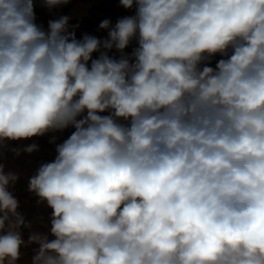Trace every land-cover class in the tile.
<instances>
[{
    "label": "clouds",
    "instance_id": "clouds-1",
    "mask_svg": "<svg viewBox=\"0 0 264 264\" xmlns=\"http://www.w3.org/2000/svg\"><path fill=\"white\" fill-rule=\"evenodd\" d=\"M35 6L0 0V264H264V0H120L133 15L79 39ZM69 128L25 240L2 149Z\"/></svg>",
    "mask_w": 264,
    "mask_h": 264
},
{
    "label": "rangeland",
    "instance_id": "rangeland-1",
    "mask_svg": "<svg viewBox=\"0 0 264 264\" xmlns=\"http://www.w3.org/2000/svg\"><path fill=\"white\" fill-rule=\"evenodd\" d=\"M35 5L37 23L45 30H47L49 20L58 19L60 16H68L70 18L69 31H74L78 39L84 33L106 38L107 31L99 28V24L104 19H109L114 25L119 18L134 14L132 10H126L121 7L120 0H71L69 4L57 7L51 11L43 7L40 0H35ZM131 50L132 48L129 47L125 51L130 54ZM112 54L119 56V53L114 52ZM221 58L219 55L214 57L211 66L214 67L215 63ZM106 114L102 113L101 115ZM73 130L69 128L62 134L49 133L43 137H34L32 140L22 142H6L2 149L7 169L19 173L20 176L18 182L10 190L20 203L18 211L24 216L26 224H30V227H22L20 229L25 240H27L31 232L47 233L50 229L49 216L51 214V209L44 204H38L37 197L27 190L28 179L34 174L40 163L54 159L56 145L49 142L50 138L56 135L58 137L56 143H61ZM33 142L40 146V151L31 155L21 154L16 157L9 150L14 147H23ZM32 247H36V245L22 249L21 260L18 264H28Z\"/></svg>",
    "mask_w": 264,
    "mask_h": 264
}]
</instances>
